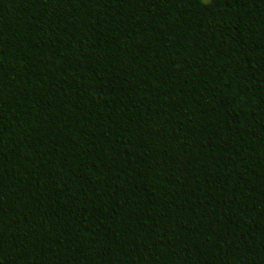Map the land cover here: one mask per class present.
<instances>
[{
    "label": "trees",
    "instance_id": "obj_1",
    "mask_svg": "<svg viewBox=\"0 0 264 264\" xmlns=\"http://www.w3.org/2000/svg\"><path fill=\"white\" fill-rule=\"evenodd\" d=\"M0 0V264H117L97 251L130 237L129 264L161 230L200 235L218 264H264V0ZM129 76L166 93L157 129L127 146L136 97L92 109ZM107 134V140L103 137Z\"/></svg>",
    "mask_w": 264,
    "mask_h": 264
},
{
    "label": "clouds",
    "instance_id": "obj_2",
    "mask_svg": "<svg viewBox=\"0 0 264 264\" xmlns=\"http://www.w3.org/2000/svg\"><path fill=\"white\" fill-rule=\"evenodd\" d=\"M59 0H21L20 7L25 11L35 8H44L54 12ZM264 14V8L257 9ZM3 97L16 106L24 103L25 89L22 86L11 91L0 89ZM99 93L104 95V101H97L92 105L93 111L98 114L120 112L118 98L127 94L138 98L144 106H138L124 114L123 123L126 127L118 129L121 136L127 137V146L140 147L145 143V137L154 132L160 121L161 115L158 108L166 97L162 88L138 87L129 76L121 77L118 82L109 87L100 88ZM107 140V134L103 137ZM13 171L10 162L0 159V206H7V194L11 190L9 177ZM258 205L264 208V169L258 174ZM133 240L124 237L119 232L112 230L111 234L102 237L96 248L103 259L115 258L117 264H129L133 251ZM142 251L146 264H218L220 256L217 252L209 251L208 244L200 236L192 232L181 233L174 230H161L158 234L149 235L142 243Z\"/></svg>",
    "mask_w": 264,
    "mask_h": 264
}]
</instances>
